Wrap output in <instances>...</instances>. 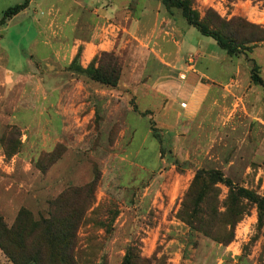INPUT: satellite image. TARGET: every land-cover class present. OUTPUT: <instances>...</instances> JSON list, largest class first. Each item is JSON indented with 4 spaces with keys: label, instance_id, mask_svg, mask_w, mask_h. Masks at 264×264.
<instances>
[{
    "label": "rangeland",
    "instance_id": "374dc122",
    "mask_svg": "<svg viewBox=\"0 0 264 264\" xmlns=\"http://www.w3.org/2000/svg\"><path fill=\"white\" fill-rule=\"evenodd\" d=\"M24 1L0 0V19L6 9ZM126 1L119 0L114 8L120 10L125 2L128 15L137 0ZM189 1L210 30L252 48L248 58L264 80V0ZM90 2L28 0L25 10L0 27V49L8 62L0 61L14 69L18 59L28 60L29 72L44 79L46 113L52 111L49 103L56 90L67 103V94L85 92L82 87L92 82L69 69L74 59L69 64L63 60L72 47L79 66L87 45L97 50L89 63L94 67L105 69L117 60L122 74L128 66L132 38L108 28L111 20L100 26L88 13ZM95 7L100 11V5ZM169 15L185 21L178 10ZM188 29L194 40L216 45ZM166 46L173 54L174 47ZM232 60L234 78L243 88L251 85V62L243 57ZM202 66L210 76L221 77L219 65ZM15 104L20 102L0 106V218L8 228L23 211L36 221L48 218L50 211L67 217V225L77 230L60 241L75 243L77 264H125L127 253L132 264H264V216L259 220L257 205L236 198L229 187L205 175L219 172L233 187L264 198V89L246 90L240 111L237 107L214 142L194 128L187 133L180 127L166 130L153 119L134 115L124 129L116 120L106 127L96 110L78 131L83 141L77 147L71 146L68 135L53 143L46 134V146L40 148L38 134L23 133L17 126L19 118L12 117ZM16 156L19 159L12 161ZM198 171L200 180L195 179ZM43 240L35 232L23 237L28 246H40ZM39 251L40 257H50L44 248ZM0 264H11L1 251Z\"/></svg>",
    "mask_w": 264,
    "mask_h": 264
},
{
    "label": "crops",
    "instance_id": "0c3cea01",
    "mask_svg": "<svg viewBox=\"0 0 264 264\" xmlns=\"http://www.w3.org/2000/svg\"><path fill=\"white\" fill-rule=\"evenodd\" d=\"M118 1L91 0L92 8L88 13L100 26L105 27L104 24L111 20L114 23L108 28L113 26L114 31L122 30L132 38L128 66L124 67L120 78L121 81L124 77L122 84L119 81L114 89H102L98 84L88 82L82 87L85 92L67 94V103L61 91L56 90L55 98L49 103L52 111L46 113L48 99L44 79L35 77L38 73L29 72L28 60L18 59L14 69L5 67L0 61V106L4 102L11 106L20 102L15 104V116L12 117L14 120L16 116L19 118L17 126L23 133L33 131L38 134L40 148L46 146V134L52 137L53 143L61 142L62 136L68 135L71 146L77 147L83 141L77 135L78 131L90 123L96 110L106 127L116 120L124 129L129 115H134L139 120L142 117L153 119L157 126L166 130L174 131L180 127L182 133H187L194 128L210 136L209 140L214 142L216 133L231 122L237 107L245 102L246 90L254 93L261 87L251 84L243 88V83L234 78L236 63L216 45L200 38L194 40L189 25L170 16L160 2L137 0L126 15L125 2L120 10L114 8ZM96 5L101 6L100 11ZM124 18L128 20L126 26ZM190 38L193 44L189 43ZM168 44L174 47L173 54L166 46ZM90 46L81 52L82 68H86L97 53ZM76 54V47H72L63 60L69 64ZM57 57L60 59L59 54ZM0 59L8 62L4 50L0 51ZM203 64L219 65L221 77L210 76ZM145 100L148 104L144 103ZM255 105L260 108V100ZM145 113L147 115H143ZM15 159L19 158L16 156L12 161Z\"/></svg>",
    "mask_w": 264,
    "mask_h": 264
},
{
    "label": "trees",
    "instance_id": "16d2710c",
    "mask_svg": "<svg viewBox=\"0 0 264 264\" xmlns=\"http://www.w3.org/2000/svg\"><path fill=\"white\" fill-rule=\"evenodd\" d=\"M162 4L168 14H171V10H178L181 13L182 18L192 28H194L201 36L213 40L216 46L222 50L226 56L231 59L246 58L251 62V82L255 86H259L264 89V80L258 75V66L255 62L248 58L252 48L246 47V43L240 42L237 38L231 36H223L219 32L210 30L205 24H203L198 14L191 8L189 0H156ZM28 6V0H25L22 4L14 5L6 9L0 19V27L6 25L12 18L25 10ZM78 57L74 58L69 66L70 70H73L77 74L84 75L92 82L98 83L107 88H116L121 76V67H119L117 60L113 61L111 65L102 68L101 66L94 67L93 62L85 69H82L78 65ZM143 115H147L146 113ZM212 181L222 183L233 190L236 194V198L246 199L257 205L258 218L262 219L264 216V198H257L255 195L245 189H238L233 187L231 182L225 179L219 172L210 171L205 174ZM202 172L198 171L195 179H202ZM60 198V197H59ZM55 200L56 209L60 206L61 199ZM61 206L59 207V209ZM67 217L58 216L50 211L48 218L34 220L31 214L27 211L20 212L14 225L10 228L0 218V251L6 256L11 264H77L74 260V248L75 243L72 239L61 242L73 236L76 232V227H69L67 225ZM40 234L44 240L40 246L26 245L23 241L25 233ZM71 233V235H68ZM61 234L65 236L59 237ZM68 236V237H67ZM65 239H62L64 238ZM60 241V242H59ZM44 248L50 253V257H40V251ZM29 251V252H28ZM27 253V254H26ZM25 254V255H24ZM39 255V256H38ZM125 264H132L129 259V253L125 256Z\"/></svg>",
    "mask_w": 264,
    "mask_h": 264
}]
</instances>
